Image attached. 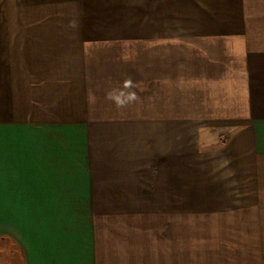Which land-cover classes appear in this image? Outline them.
Returning a JSON list of instances; mask_svg holds the SVG:
<instances>
[{"label":"crops","instance_id":"0c3cea01","mask_svg":"<svg viewBox=\"0 0 264 264\" xmlns=\"http://www.w3.org/2000/svg\"><path fill=\"white\" fill-rule=\"evenodd\" d=\"M263 205L264 0H0L5 264H264Z\"/></svg>","mask_w":264,"mask_h":264},{"label":"rangeland","instance_id":"374dc122","mask_svg":"<svg viewBox=\"0 0 264 264\" xmlns=\"http://www.w3.org/2000/svg\"><path fill=\"white\" fill-rule=\"evenodd\" d=\"M12 15L13 16H19V15H23V14H20V12L18 10L16 11V10L13 9V14ZM146 60H147L146 58H141V62L146 61ZM263 207H264V205H263ZM201 223L209 224V223H211V220H208L207 222H200V221L195 222V220L190 219V217L188 219V224H192V225L194 224L195 225V224H201ZM260 251H261V254L259 256L264 258V250H260ZM5 255L6 254L3 253V252L0 253V264H5V261H4L5 260ZM21 259L22 258H20V256L18 254H16V253H13V255L10 254L9 255V262L10 263H7V264H24ZM251 264H257V262L254 261Z\"/></svg>","mask_w":264,"mask_h":264}]
</instances>
